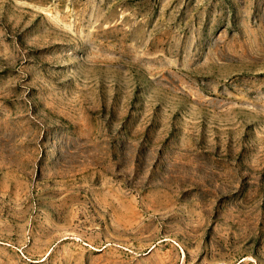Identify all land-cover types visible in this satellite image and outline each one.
<instances>
[{"label": "rangeland", "instance_id": "1", "mask_svg": "<svg viewBox=\"0 0 264 264\" xmlns=\"http://www.w3.org/2000/svg\"><path fill=\"white\" fill-rule=\"evenodd\" d=\"M0 264H264V0H0Z\"/></svg>", "mask_w": 264, "mask_h": 264}]
</instances>
